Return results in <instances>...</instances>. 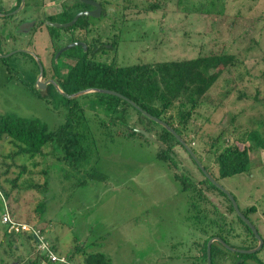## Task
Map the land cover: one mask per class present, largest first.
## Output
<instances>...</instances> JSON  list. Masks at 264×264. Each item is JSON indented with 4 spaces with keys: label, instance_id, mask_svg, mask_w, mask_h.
<instances>
[{
    "label": "rangeland",
    "instance_id": "374dc122",
    "mask_svg": "<svg viewBox=\"0 0 264 264\" xmlns=\"http://www.w3.org/2000/svg\"><path fill=\"white\" fill-rule=\"evenodd\" d=\"M153 1L106 0L104 14L97 18L88 15L91 28L85 34L87 41L99 39L106 44L105 49L97 48L91 55L127 65L211 52L236 53L243 63L230 68L210 88L189 121V134L184 139L196 149L201 163L218 176L214 160L217 147L238 144L242 148L249 143V131L264 134V0H161L159 8L146 9ZM69 2L75 0H64L62 5ZM33 13L39 17V8ZM60 32L64 43L70 32ZM41 38L43 42L45 38ZM3 39L0 29L1 53H5ZM45 47L44 56L39 53L41 48H31L46 70L42 80L53 77V49L50 43ZM3 58L0 115L38 118L48 130L69 121L71 132L83 134L87 153L83 159H88L74 162L58 158L62 154L55 142L45 143L40 154L29 158L13 154L16 147L9 137L1 138L0 189L7 192L15 217L30 224L35 220L44 222L47 238L59 234L63 245L79 243L95 250L98 239L109 248L113 264H206V256H201L202 249L196 242L206 234L191 225L197 211L191 206L196 199L181 188L174 177L175 169L157 156L160 142L117 133L118 128L125 132L126 125L109 120L111 112L100 103L98 92L67 98L51 86L36 90L38 95V65L32 55L15 52ZM54 61L57 70L64 73L73 59L54 57ZM128 112L132 117L128 116L126 123L141 127L136 113L131 109ZM173 149L180 167L194 181H202L204 175L184 147L176 144ZM249 152L248 170L217 181L231 192L240 209L255 207L248 217L264 242V150ZM97 173L101 178L95 177ZM44 180L48 181L46 187ZM197 187L206 196L197 201L199 208L211 213L215 207L229 219H236L224 195L206 182ZM1 212L0 195V264H31L33 242L19 234L14 235L19 238L18 248L8 246L12 236L1 222ZM236 230L237 244H251V236L242 225ZM256 257H264V243Z\"/></svg>",
    "mask_w": 264,
    "mask_h": 264
},
{
    "label": "trees",
    "instance_id": "16d2710c",
    "mask_svg": "<svg viewBox=\"0 0 264 264\" xmlns=\"http://www.w3.org/2000/svg\"><path fill=\"white\" fill-rule=\"evenodd\" d=\"M19 1L20 0H18V2ZM105 1L106 0H100L103 8L102 14L105 12L103 4ZM79 3L85 6L80 0H75V3H65L63 4L64 6L61 13L50 15L47 19L51 21L70 20L77 11L82 9ZM160 6L161 0H154L152 3L146 5V9L153 10ZM58 16H60L61 19H59ZM88 19L86 15L80 16L71 26L59 27V29L58 27L48 26L50 44L53 49L51 57L52 76L56 77L62 89L68 93L88 87H103L116 90L130 98L148 113L167 122L185 140H187L189 134L187 125L193 114L202 105L210 88L221 75L225 72H229L230 68H238L243 63L236 53L225 51L198 54L190 58L143 63L136 62L127 65H117L114 61L106 62L94 58L91 55L97 48H101V50L105 49L106 44L96 39L95 50L93 46L89 45L85 36L91 24ZM61 30L70 32L68 39L64 43L61 42ZM76 30H81L83 32L82 35L75 33ZM74 40L84 41L86 43V49H84L82 45H76L61 52L57 56V59L59 57H65L67 59H73V62L67 67L64 73L58 71L56 62L54 61L55 53L64 44ZM113 43L112 45L114 46L115 41H113ZM4 59L5 58H1L2 61ZM45 73L46 70L44 69V74ZM49 86L51 87L52 85ZM36 93L40 95L37 91ZM98 93L100 94V103L111 112L109 120L115 124L120 122L124 126L126 125L125 132L122 130L123 128H118L116 130L117 133L125 134L130 137L140 135L146 138L142 133L135 131L134 128L136 124L128 125L126 123V118H128V116L132 117L128 112L129 109L136 113V121L142 123L141 127L150 133L151 131L154 132V136L157 138L158 142H160L157 156L167 161L175 169L174 177L179 180L181 188L184 191L191 192L189 195L190 198L196 199V201L192 202L191 206L193 209L197 210L196 214L193 215L195 220L191 225L194 229L206 234L202 241H196L200 250L202 249L201 256H206L207 239L214 235L221 237L227 244L233 247L250 248L255 246L257 239L246 223L240 219L236 213L234 214L236 219L233 220L231 218L229 219L225 213L220 212L215 207L211 210V213L206 209L199 208L197 201L199 199L205 200L206 196H203V190L197 187V184L206 182L210 187L216 189L226 197L229 202V210L231 212L234 211L225 193L218 189L209 179L204 176L202 181H194L187 170L180 167L173 149L176 144L180 143L172 133L143 115L126 100L112 94ZM104 96H109V98L103 101L101 99ZM4 136L9 137V142L16 147L13 154H24L29 158H33L41 153V147L45 143L55 142L62 154L58 158L62 157L63 160L83 162L85 161L83 158L87 157L85 146L82 144L83 134L71 132L69 121L59 125L55 130H48L47 125L38 118L14 116L7 113L1 114L0 139ZM218 137L219 135L215 137L212 145L217 142ZM246 138L249 143L246 145L245 141H243L245 145H243L242 148L238 144H227L221 149L218 147L215 149L214 160L217 164L219 175L215 176L207 168L211 176L217 180V178L248 170L250 162L249 151L255 148L264 150V134L254 129L249 131ZM192 149L196 153V149L194 147H192ZM13 154H10V156H14ZM87 161L88 159H86L85 162ZM22 168L24 169L23 166ZM88 175L92 176V173L88 172ZM95 177L101 178V175L97 173ZM15 180L16 179H13V181ZM47 184L48 181L44 180L43 186L46 187ZM0 193L2 211L4 202H6V206L15 217L10 202L7 200V192H5V195L0 189ZM255 210V207L252 205L243 210L241 209L246 217H248L250 211L255 212ZM239 224L242 225L247 235L251 236V244L236 243L238 238L236 227ZM41 231L44 232L43 228H41ZM6 232L12 236L11 241L8 243L11 245L14 242V235H16V233L8 231L7 228ZM26 233H28L26 238L33 242L32 252L40 254L42 258L46 259L43 254L35 249L34 236L29 232ZM95 245H97L96 241ZM257 252L258 251L254 253H239L227 249L218 241H213L211 243V264H234L239 258L243 259L239 264H264L262 259L256 257ZM65 254L67 259L72 263V258L76 255H80L82 257L80 264H112L111 260L104 252L100 250H91L84 244L75 243L70 252ZM18 264L22 263L19 262Z\"/></svg>",
    "mask_w": 264,
    "mask_h": 264
},
{
    "label": "water",
    "instance_id": "95a60500",
    "mask_svg": "<svg viewBox=\"0 0 264 264\" xmlns=\"http://www.w3.org/2000/svg\"><path fill=\"white\" fill-rule=\"evenodd\" d=\"M86 4H90L94 6V9H84V10H79L77 11L74 16L67 21H50L47 20L46 24L50 25V26H58V27H68L71 26L72 24H74L76 22V20L83 15L86 16H95V17H99L101 15V11H102V5L99 1L97 0H80ZM25 4V0H20V3L18 5V7L14 10H12L9 13H14L17 12L18 10H20ZM9 13H5V14H9ZM4 14V13H0ZM76 45H82L84 49H86V43L82 40H74V41H70L66 44H64L60 49L57 50V52L55 53L54 57L55 59L57 58V56L69 49L70 47L76 46ZM15 52H24L27 53L29 55H32L35 60L36 63L38 65V74L36 76V81H35V90L37 91H42L46 88L47 85H52L61 95L67 97V98H74L78 95L81 94H85L88 92H101V93H107V94H112L115 95L117 97H120L124 100H126L127 102H129L133 107H135L137 110H139L143 115H145L146 117L152 119L153 121H155L156 123H158L159 125H161L162 127H164L165 129H167L170 133H172L174 135V137L179 141V143L184 147V149L187 151V153L190 155V157L192 158V160L196 163V165L198 166V168L200 169V171L203 173V175L209 179L218 189H220L221 191H223L225 193V195L228 197V199L230 200L232 207L234 209V212L236 213V215H238V217L240 219H242L246 225L250 228L251 232L253 233V235L255 236V238L257 239V243L255 246L250 247V248H240V247H233L229 244H227L221 237L214 235L211 236L207 239L206 242V264H211V243L213 241H218L219 243H221L222 245H224L227 249L231 250V251H237L239 253H254L256 251H259L262 246H263V238L261 237V235L259 234V231L257 229V227L249 220L248 217H246V215L241 211V209L239 208L235 197L231 194L230 191H228L225 187H223L215 178H213L211 176V174L208 172L207 168L201 163V161L199 160V158L197 157V155L195 154V152L192 150V148L187 144V142L175 131V129L169 125L167 122L161 120L160 118L148 113L147 111H145L144 109H142L139 105H137L134 101H132L130 98H128L127 96L123 95L122 93L113 90V89H107V88H103V87H88V88H83V89H79L77 91L68 93L66 91H64L62 89V87L60 86L59 82L57 79L53 78V77H49L47 79L42 80V76L44 74V68L43 65L40 61V59L37 57L36 54L33 53V51H31V49L28 48H17L16 50H12L9 51L7 53H1L0 52V57H6L8 55H11ZM135 131L142 133L146 138L153 140V141H157V138L150 133L149 131L145 130L142 127H135L134 128ZM243 259L239 258L238 260H236V262L234 264H239Z\"/></svg>",
    "mask_w": 264,
    "mask_h": 264
},
{
    "label": "crops",
    "instance_id": "0c3cea01",
    "mask_svg": "<svg viewBox=\"0 0 264 264\" xmlns=\"http://www.w3.org/2000/svg\"><path fill=\"white\" fill-rule=\"evenodd\" d=\"M63 1L64 0H25V4L20 10L14 13H9L20 3V1L18 2V0H0V13H4L0 15V29H2V35L4 37L3 44H4L5 53L12 50H16L17 48L31 49L33 47L37 51L38 48H41L42 51L39 53H43L44 56V52H46L47 49V47L45 46L50 43V37L47 29L49 25L39 24L37 18L38 19L46 18L50 15L61 13L64 6L62 5ZM36 7L39 8V13H37L39 14V17H36L33 13V10ZM5 13H9V14H5ZM41 37L45 38L43 42H41L42 39ZM8 42H13V43L16 42L17 45L16 46L8 45ZM1 58L3 57H0V60ZM34 222L35 223H32L33 225L39 227L42 226L40 228H43L46 232V224L44 222L37 220H35ZM19 234L25 235L27 237L28 233L26 232L16 233L17 236ZM45 235L46 237H48L47 234ZM18 239H19L18 237L15 238V241L12 244L14 246V250L18 248ZM47 239L51 243V245L55 247L54 249L60 253L61 252L69 253L72 247L74 246V244L63 245L62 236H60L59 234H55L53 238H47ZM66 241L68 240H65L64 242ZM95 241L97 242V245H95V250H100L104 252L109 257L111 263L113 264L112 262L113 258L109 248L106 247L103 243H100L98 239H96ZM8 246L10 245L8 244ZM31 255H34L30 257L31 264H61V263L49 262L48 260L42 258L40 254L37 253L35 254L34 252H32ZM262 259L264 260V257ZM72 261L74 264H80L82 261V257L80 255H76L75 257L72 258ZM115 263L116 262H114V264Z\"/></svg>",
    "mask_w": 264,
    "mask_h": 264
},
{
    "label": "built area",
    "instance_id": "2783aa9c",
    "mask_svg": "<svg viewBox=\"0 0 264 264\" xmlns=\"http://www.w3.org/2000/svg\"><path fill=\"white\" fill-rule=\"evenodd\" d=\"M1 221L6 225L10 232L22 233L29 232L35 237V249L43 254L49 262L61 264H73L66 257L65 253L56 251L48 241L46 235L41 231V228L30 224L27 221H21L15 218L4 202L3 211L1 213Z\"/></svg>",
    "mask_w": 264,
    "mask_h": 264
},
{
    "label": "flooded vegetation",
    "instance_id": "af4514ba",
    "mask_svg": "<svg viewBox=\"0 0 264 264\" xmlns=\"http://www.w3.org/2000/svg\"><path fill=\"white\" fill-rule=\"evenodd\" d=\"M94 1H95V0H94ZM97 1L100 2V0H97ZM81 2H82V1H81ZM83 3H84V2H83ZM84 4H85V7H83V8L80 9V10H84V9H94V6H93V5L86 4V3H84ZM18 5H19V4H18ZM18 5H17L14 9H16V8L18 7ZM14 9H13V10H14ZM11 11H12V10H11ZM11 11H10V12H11ZM102 11H103V8H102ZM102 11H101V14H102ZM106 12H107V11H106ZM92 17H93V18H97V17H95V16H92ZM37 20H38L39 24H46V21H47L46 18H39V19L37 18ZM90 26H91V25H90ZM90 26H89V28H91ZM88 43H89V45L93 46V48H94V50H95V42H89V41H88ZM93 44H94V45H93ZM108 45H109V44H108ZM110 46H111L112 48L114 47L112 44H110ZM49 87H50V86L47 85L45 89L48 90ZM46 90H45V91H46Z\"/></svg>",
    "mask_w": 264,
    "mask_h": 264
}]
</instances>
